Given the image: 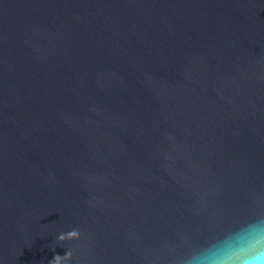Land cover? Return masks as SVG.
I'll use <instances>...</instances> for the list:
<instances>
[{
  "label": "water",
  "instance_id": "1",
  "mask_svg": "<svg viewBox=\"0 0 264 264\" xmlns=\"http://www.w3.org/2000/svg\"><path fill=\"white\" fill-rule=\"evenodd\" d=\"M257 221L264 0H0V264H189Z\"/></svg>",
  "mask_w": 264,
  "mask_h": 264
},
{
  "label": "clouds",
  "instance_id": "2",
  "mask_svg": "<svg viewBox=\"0 0 264 264\" xmlns=\"http://www.w3.org/2000/svg\"><path fill=\"white\" fill-rule=\"evenodd\" d=\"M81 238L79 230L60 234L61 244ZM73 253L56 255L50 264H69ZM189 264H264V224L259 221L244 226L224 242L206 248L190 259Z\"/></svg>",
  "mask_w": 264,
  "mask_h": 264
}]
</instances>
